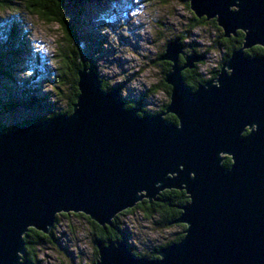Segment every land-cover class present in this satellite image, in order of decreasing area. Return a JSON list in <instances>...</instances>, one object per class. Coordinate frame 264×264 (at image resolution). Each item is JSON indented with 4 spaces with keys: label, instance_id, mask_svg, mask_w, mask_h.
<instances>
[{
    "label": "water",
    "instance_id": "1",
    "mask_svg": "<svg viewBox=\"0 0 264 264\" xmlns=\"http://www.w3.org/2000/svg\"><path fill=\"white\" fill-rule=\"evenodd\" d=\"M189 8L215 19L223 38L244 35L215 84L187 88L182 71L203 59L184 56L177 39L157 60L170 63L164 113L127 108L90 66L70 115L0 132V264H28L27 232L50 235L59 215L111 227L164 191L188 198L171 223L185 226L183 238L155 259L135 256L124 240L96 242L94 264H264V53L245 55L264 50V0H189Z\"/></svg>",
    "mask_w": 264,
    "mask_h": 264
},
{
    "label": "rangeland",
    "instance_id": "2",
    "mask_svg": "<svg viewBox=\"0 0 264 264\" xmlns=\"http://www.w3.org/2000/svg\"><path fill=\"white\" fill-rule=\"evenodd\" d=\"M22 10V16L16 17L17 28L26 44L18 40L13 48L6 47V38L0 34V69L13 77L7 80L0 76V104L9 94L22 104L32 102V97L40 98V103L29 104V109L17 107L13 113L1 115L0 122L8 128L27 118L67 111L70 95L68 87L52 89L47 80L54 77L57 60L54 55L62 35L60 27L25 13L23 7ZM11 15V11L0 13L2 30L9 24ZM65 15L77 38L84 41L78 42L82 50L77 55L78 63L88 61L103 84L119 86V94L125 102H139L140 109L150 114L164 113L169 103L167 89L162 86L164 74L159 67L162 62L157 61L164 55L166 44L178 39L186 57L203 55V61L195 63L194 69L205 82L216 80L215 72L222 67L227 51L226 46L221 48L215 42L219 34L215 19L196 20L189 0H67ZM226 43L228 47L230 42ZM15 51L17 55H13ZM182 62L181 66L185 61ZM169 70L167 68L166 72ZM26 76L31 85L27 89L13 90ZM169 116L172 115L165 118ZM119 214L130 250L142 257L151 253L153 247L174 240L184 230L177 226L159 227L157 216L146 218L138 210L133 214ZM57 220L54 243L49 240L50 244L37 249L40 264H92L95 257L92 240L96 230L91 222L78 214L59 215Z\"/></svg>",
    "mask_w": 264,
    "mask_h": 264
},
{
    "label": "trees",
    "instance_id": "3",
    "mask_svg": "<svg viewBox=\"0 0 264 264\" xmlns=\"http://www.w3.org/2000/svg\"><path fill=\"white\" fill-rule=\"evenodd\" d=\"M16 1L17 0H0V13L6 12V11H11L13 14L10 16L9 24L5 25V28L3 30H2V28H0V34L5 36V38H6V47L9 46L10 48H13L14 42H16L18 40H21L22 44H24V45L26 44V42H25L26 40H24L21 37V34L19 32L20 30L17 28L18 20L16 17L18 15L22 16V13H24V11L22 10V7L24 8L25 13L30 14L34 17H37L39 20H42L45 23L57 24L61 29L62 35H61V39L59 41V46L57 48L58 52L55 53V55H54V57L57 58V60L55 61L54 77H53V80H49L47 78L46 79L48 80L50 85L52 84L51 85L52 89H57L60 86L68 87L70 95H69V98H67V106H68L67 111L58 112V113L53 112L47 117L35 116L32 119L27 118L25 121L19 122L15 126H13V127L11 126L10 128H8L6 125H4L2 122H0V132L1 133L6 132V131L10 130L11 128H14V127L21 125V124L37 123V122L42 121L46 118H50V117L61 115V114L62 115H70L72 113L73 106L76 103V99H77V96L79 94L78 87H77V83H78V79H79L78 75L83 69H85V68L88 69V67H90V63H88V61L81 60V62L78 63L79 60H77V58H78L77 55L81 54V52H82V50L78 47V42H80L79 40H81V39L77 38L75 30L70 26L69 21L65 15V8H66V1L67 0H60V1L54 0V2H53V0H35V2L31 3L30 8L26 7V5H28L31 2V0H18L21 2V4H20V2H16ZM23 2H24V5H22ZM57 4L59 5L58 8L56 7ZM196 23L193 26H195ZM214 25H215V23H214ZM215 28H216V31L219 33L217 36V41H215L216 44L219 47H223V48H224V46H226L227 51H226V54L224 55V58H225L223 60V63H224V62H226V59H229L231 53L234 50H237L241 47L244 35L242 32H237L236 38L230 40L232 44L229 43L228 47H227L226 42H230V41H225V39L222 36V32L217 27H215ZM19 34H20V36H19ZM23 37H24V35H23ZM81 41L84 42L83 39ZM24 48H26V47H24ZM22 50H23V46L21 47V51ZM16 52L17 51H15L13 53V55H17ZM25 52H27V51H25ZM263 53H264V50L260 47H254L250 50L245 51V55L248 57H254L256 55H262ZM94 71L96 72V70H94ZM0 73H1L0 76H2V78H5L7 80H13V77L10 75V73L3 72L2 69H0ZM218 73L219 72L217 70L215 72V75ZM181 75H182V78H183L185 85L190 90H195L199 85L205 83V80L201 78V76H200V74H198L196 68L191 70V71L182 72ZM14 83H16V82H14ZM100 83H101V90L103 92H108L110 90H118L120 92V89L118 88L119 86L108 87L105 84H103L101 80H100ZM30 85L31 84L29 82V79L26 76L23 80H21L15 84L13 90H15V89L19 90L21 88L27 89ZM164 87H165V89H167V94L170 95V87H166V85H164ZM12 96L13 95L9 94L8 98L5 101L1 102V104H0V116L13 113L14 110L18 109L17 107L23 106V107L29 109L30 108L29 104L40 103V100H39L40 98L32 97L31 98V99H33L32 102H28L29 104H22L20 101H18L17 98H15V97L11 98ZM139 104L140 103H138V104H136L135 102L133 103V101H130V102L126 101V107L127 108H133V107L141 108V106ZM167 105L164 108H166ZM141 112L143 114H140V115L146 114L145 110H143V111L141 110ZM165 119L168 123H175L176 122L175 117H173V116H169ZM246 133H247V131L245 132V134ZM223 164L225 167H229L230 166L229 158H226L224 160ZM157 198H158L157 199L158 201L153 202L151 204H149L147 201H143L142 203L137 204V206L134 209L127 210V211L123 212L122 214H119V216L120 215L123 216L126 214H133L136 210H138L141 213H143V215L146 218H152V217L157 216L159 219L156 222V225L159 227L177 226V227H180L181 229H184L185 226H183V225H175V224H171V223L174 222L180 216L181 212L179 210V207L185 205L188 202V198H187L186 194L184 192H181V191H164ZM170 206H172L171 208H173V211H172V209H170ZM78 216L84 217L81 214H78ZM85 218L87 220H89L87 217H85ZM90 222H91V227L93 228V230L94 231L96 230L95 234L93 235V240H92L94 250H95V257H94L92 264H94V262L97 258V252H96L97 250L95 249V243L96 242H101L102 244L107 245L108 242L124 240L127 243L126 237L123 234V231L121 229L122 224L119 221L118 215L112 220V226L111 227L101 228L98 225H96L95 223H93L92 221H90ZM57 223H58V220L56 219L54 227L57 225ZM54 227L51 230L50 235H44V234L37 232L33 229H30L27 232L26 236L24 237V241L26 243V246H25V255L23 257V260L26 263H28V264H40L39 260L37 259V249L42 247L43 245L50 244L49 240L54 243V234H53ZM182 238H183V235L181 232H179L177 234V237L174 240L168 242L164 246L179 242ZM127 246L129 249L131 248L128 243H127ZM164 246L153 247V251L151 253L145 254L146 257H148L149 259H155L158 249H160ZM131 252L137 257L138 256L142 257V255L135 254V252H133L132 249H131Z\"/></svg>",
    "mask_w": 264,
    "mask_h": 264
},
{
    "label": "flooded vegetation",
    "instance_id": "4",
    "mask_svg": "<svg viewBox=\"0 0 264 264\" xmlns=\"http://www.w3.org/2000/svg\"><path fill=\"white\" fill-rule=\"evenodd\" d=\"M226 41H230V40H232V39H234V37H230V38H224ZM230 43H231V41H230ZM232 44V43H231ZM221 45V44H220ZM192 47H190V49H191ZM222 48V47H221ZM182 50V52H183V55L185 56V52H184V50L183 49H181ZM226 54V53H225ZM224 54V55H225ZM183 60V57H180V62ZM159 62H162L161 64H159V67L161 68V72L163 73V74H166V70H167V68L169 69L170 68V63L168 62V61H165V60H159ZM189 71H191V70H189ZM216 76V75H215ZM213 80V79H212ZM119 85V84H118ZM121 85V84H120ZM165 84H164V82H162V86H164ZM167 86V85H166ZM165 88V87H164ZM167 91V90H166ZM136 104H138L136 101H134ZM133 102V103H134ZM141 110V109H140ZM164 110H165V108H164ZM143 111V110H142ZM141 114H143L142 112H141ZM145 115H157V114H150V113H147L146 112V114ZM172 206H170V209H172V211H173V208H171Z\"/></svg>",
    "mask_w": 264,
    "mask_h": 264
},
{
    "label": "snow or ice",
    "instance_id": "5",
    "mask_svg": "<svg viewBox=\"0 0 264 264\" xmlns=\"http://www.w3.org/2000/svg\"><path fill=\"white\" fill-rule=\"evenodd\" d=\"M32 2H35V0H31V2H30L28 5H26V7H29V8H30V7H31V3H32ZM53 2H54V0H53ZM56 7L58 8V7H59V5L57 4V5H56Z\"/></svg>",
    "mask_w": 264,
    "mask_h": 264
},
{
    "label": "bare ground",
    "instance_id": "6",
    "mask_svg": "<svg viewBox=\"0 0 264 264\" xmlns=\"http://www.w3.org/2000/svg\"><path fill=\"white\" fill-rule=\"evenodd\" d=\"M225 69H227V67H225ZM210 82H212V81H210ZM217 82V78H216V80L214 81V82H212L213 84H215Z\"/></svg>",
    "mask_w": 264,
    "mask_h": 264
}]
</instances>
